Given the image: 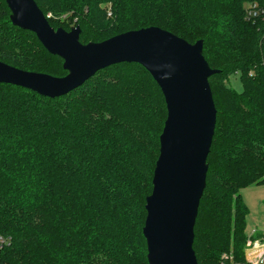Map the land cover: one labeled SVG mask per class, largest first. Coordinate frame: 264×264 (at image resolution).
<instances>
[{
    "label": "trees",
    "instance_id": "16d2710c",
    "mask_svg": "<svg viewBox=\"0 0 264 264\" xmlns=\"http://www.w3.org/2000/svg\"><path fill=\"white\" fill-rule=\"evenodd\" d=\"M252 1L261 2L35 0L44 15L79 25L82 43L148 26L203 41L218 72L208 78L216 123L194 225L199 264L241 252L240 189L264 182V13L247 19ZM9 14L0 0V61L65 75L63 60ZM233 74L240 92L228 84ZM165 118L160 88L137 63L107 66L54 98L0 83V234L10 237L0 264H148L145 199Z\"/></svg>",
    "mask_w": 264,
    "mask_h": 264
},
{
    "label": "water",
    "instance_id": "95a60500",
    "mask_svg": "<svg viewBox=\"0 0 264 264\" xmlns=\"http://www.w3.org/2000/svg\"><path fill=\"white\" fill-rule=\"evenodd\" d=\"M14 26L35 34L59 56L63 76L27 71L0 61V83L50 98L65 95L98 70L126 62L141 65L160 88L166 118L152 190L145 199L142 232L148 264H199L194 225L206 184L207 155L216 123L208 78L218 72L202 54L201 39L190 43L158 26L128 30L98 42L82 43L79 25L53 28L35 0H4Z\"/></svg>",
    "mask_w": 264,
    "mask_h": 264
},
{
    "label": "rangeland",
    "instance_id": "374dc122",
    "mask_svg": "<svg viewBox=\"0 0 264 264\" xmlns=\"http://www.w3.org/2000/svg\"><path fill=\"white\" fill-rule=\"evenodd\" d=\"M48 13H51V17L53 18V21H55L54 23L56 27H62L66 30L70 29L68 28V21L64 19V15H54L50 11ZM228 84L237 92H240L242 89V83L238 74L230 75ZM240 194L248 210L245 226V234L247 235V239L244 242L239 254H236L231 250L228 252H223L220 256L219 264H251L245 255L247 244L248 242L254 240L262 242V239L259 236H255V234L250 233L257 229L264 230V182L245 186L240 189Z\"/></svg>",
    "mask_w": 264,
    "mask_h": 264
},
{
    "label": "built area",
    "instance_id": "2783aa9c",
    "mask_svg": "<svg viewBox=\"0 0 264 264\" xmlns=\"http://www.w3.org/2000/svg\"><path fill=\"white\" fill-rule=\"evenodd\" d=\"M262 3V4H261ZM264 13V0L252 1L245 6V17L247 19H255L259 14ZM46 18H50L51 13H47ZM10 243V237L0 234V248ZM247 260L251 264H264V239L262 242L258 240L250 241L245 249Z\"/></svg>",
    "mask_w": 264,
    "mask_h": 264
},
{
    "label": "crops",
    "instance_id": "0c3cea01",
    "mask_svg": "<svg viewBox=\"0 0 264 264\" xmlns=\"http://www.w3.org/2000/svg\"><path fill=\"white\" fill-rule=\"evenodd\" d=\"M250 234H255V236H259L261 239H264V230H253Z\"/></svg>",
    "mask_w": 264,
    "mask_h": 264
}]
</instances>
